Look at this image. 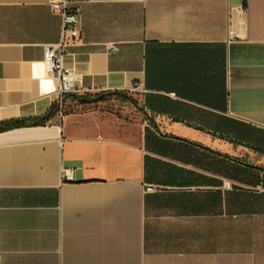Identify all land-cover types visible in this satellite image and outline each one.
I'll return each mask as SVG.
<instances>
[{
  "label": "crops",
  "instance_id": "0c3cea01",
  "mask_svg": "<svg viewBox=\"0 0 264 264\" xmlns=\"http://www.w3.org/2000/svg\"><path fill=\"white\" fill-rule=\"evenodd\" d=\"M69 1L80 94L126 91L148 116L0 132V264H264V153L247 147L264 149V0ZM62 31L50 0H0V122L56 103L44 52Z\"/></svg>",
  "mask_w": 264,
  "mask_h": 264
},
{
  "label": "built area",
  "instance_id": "2783aa9c",
  "mask_svg": "<svg viewBox=\"0 0 264 264\" xmlns=\"http://www.w3.org/2000/svg\"><path fill=\"white\" fill-rule=\"evenodd\" d=\"M50 5L54 12H57L62 17L63 31L62 39L56 44H49L45 47L44 63L48 74L57 73L59 75V86L56 92V102L59 104V115L63 117L62 103L70 93L80 94L83 90L78 87V77L74 70H67L63 66V59L65 54V46L69 42H74L80 37V30L78 29V9L73 6L69 0H50ZM233 29L229 28V37L233 35ZM142 90L140 83H135L130 88V92L137 93ZM63 181H73L74 172L72 169L63 168L61 172Z\"/></svg>",
  "mask_w": 264,
  "mask_h": 264
},
{
  "label": "rangeland",
  "instance_id": "374dc122",
  "mask_svg": "<svg viewBox=\"0 0 264 264\" xmlns=\"http://www.w3.org/2000/svg\"><path fill=\"white\" fill-rule=\"evenodd\" d=\"M128 96L137 99L136 96L129 92ZM66 104L67 109H70L71 113H94L97 117L110 122L111 125H115L116 127L121 126L122 128H130L131 125H141L146 120L144 113L139 111L135 103L128 98L111 96L104 101L88 103H78L70 101V99L67 98ZM62 113L66 116L64 109ZM118 131L123 134L125 133V130L122 129H118Z\"/></svg>",
  "mask_w": 264,
  "mask_h": 264
},
{
  "label": "trees",
  "instance_id": "16d2710c",
  "mask_svg": "<svg viewBox=\"0 0 264 264\" xmlns=\"http://www.w3.org/2000/svg\"><path fill=\"white\" fill-rule=\"evenodd\" d=\"M111 96H116V97H120V98H128L130 100H132L136 107L138 103L137 99H133L131 96H128V92L126 91H104V92H99L96 94H76V93H70L67 96H65L64 100H63V107L62 109H64V112L66 113V115L71 114L70 109H67V98L70 99V101H74V102H78V103H85L82 101V97H90V98H94V97H99V99L97 101L94 102H99V101H104L106 100L108 97ZM60 110L59 104L56 102L51 109L44 115L41 116H35L32 118H26V119H13V120H7V121H2L0 122V132L8 130V129H12V128H16V127H22V126H33V125H42L45 124L48 120H50V118L55 115L58 111ZM63 111V110H62ZM139 111H141L142 113H144V115L147 118V114L146 112H144L143 108H139ZM250 149L259 152V153H264V149H262L261 147H254V146H247ZM237 162H241V160L239 159H235ZM247 164L246 162H242Z\"/></svg>",
  "mask_w": 264,
  "mask_h": 264
},
{
  "label": "water",
  "instance_id": "95a60500",
  "mask_svg": "<svg viewBox=\"0 0 264 264\" xmlns=\"http://www.w3.org/2000/svg\"><path fill=\"white\" fill-rule=\"evenodd\" d=\"M98 99H99V97H94V98L82 97V101L85 103L94 102V101H97ZM137 105L140 106L139 104H137Z\"/></svg>",
  "mask_w": 264,
  "mask_h": 264
}]
</instances>
